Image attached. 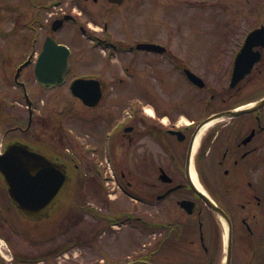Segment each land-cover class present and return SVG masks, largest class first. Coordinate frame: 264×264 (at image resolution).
<instances>
[{"label": "flooded vegetation", "instance_id": "af4514ba", "mask_svg": "<svg viewBox=\"0 0 264 264\" xmlns=\"http://www.w3.org/2000/svg\"><path fill=\"white\" fill-rule=\"evenodd\" d=\"M91 1L94 9H85ZM145 1L69 0L64 6L62 0L58 11L49 9V0L0 1L3 150L24 143L70 175L66 185L56 183L63 175L30 177V196L59 191L42 219L22 215L0 175L1 264H264V0H234V20L223 26V0L200 1L209 28L217 32L229 23L232 32L226 25L216 41L208 38L215 32L183 38L169 32L172 47L155 52L137 48L144 43ZM166 4L171 11L173 2ZM125 5L131 8L122 11ZM95 14L105 20L109 44L125 46L115 51L114 63L120 59L119 69L131 70L127 77H142L138 95L123 103L106 95L117 79L75 74V49L63 86L49 90L36 80L46 41L62 43L65 29L77 39ZM145 71L154 88L140 97ZM80 78L99 80L104 92L97 106L85 107L94 114L82 143L68 129L75 108L48 112L46 98L62 101V89ZM107 166L115 176L109 187ZM19 236L28 242L19 243Z\"/></svg>", "mask_w": 264, "mask_h": 264}, {"label": "rangeland", "instance_id": "374dc122", "mask_svg": "<svg viewBox=\"0 0 264 264\" xmlns=\"http://www.w3.org/2000/svg\"><path fill=\"white\" fill-rule=\"evenodd\" d=\"M2 1V0H0ZM18 0H3V2L8 3L9 5H11L12 3L15 5V3ZM22 2H24L25 0H21ZM44 1V0H43ZM65 2L63 3L64 6L67 4L66 2L69 0H64ZM186 6H189V3H196L199 1H203V0H182ZM211 1V0H209ZM147 2V0H146ZM178 2H180V0H178ZM224 6L220 8V10H222L223 16H224V20L222 22V26L225 23L224 21H232L234 20V0H223ZM83 4V3H82ZM92 1L90 2V4H84V8L85 9H94V6L92 5ZM181 4V3H180ZM179 4V5H180ZM3 4L0 3V6H2ZM176 7V6H175ZM191 7V6H190ZM190 7L185 8V7H180L178 9L175 10H171V11H165L162 9V5H158L156 7H154L152 4H149L147 6H144V12L147 14V17L144 19V41H160L161 43H168V47L171 46L172 47V43L174 42V40H170L167 39L165 32L167 31L166 26H164V23L168 22H172L170 24L171 31L175 30V31H180L181 33V37L183 38L184 36L186 37V33L193 32V33H207L208 35H210V32H215V30L213 28H209V26L206 25L205 23V18H201L204 13L200 12L201 11V6L196 4H193V8L190 10ZM127 8H131L130 6L125 5L122 8V11L124 9ZM79 9V8H78ZM13 10L17 11L18 7H14ZM84 10V9H83ZM119 12V11H118ZM26 12H23L24 14V20L28 19V17H26ZM94 19L96 20V22L93 25L94 28H99V31H102V27L105 20L100 17L98 14L94 15ZM204 19V20H203ZM30 20H35V16H32L31 18H29ZM203 20V21H202ZM37 21V19H36ZM101 25V26H99ZM226 25H229L226 27V30L228 32H232V30L234 29L233 24H229L227 23ZM225 25V26H226ZM220 27L219 30H217V32H215L213 35V37L208 36L209 39H213L212 41H216L218 40V38L220 39V37L225 35V31H224V27ZM65 33L64 35V40L69 42L70 44L73 45V49H75V52L77 54V58H76V72L75 74H83V73H99L102 72L105 74V79L107 81H109L111 78L113 79H117V83L115 82V84L113 85V88H108V97L111 99L112 101L113 99H115L116 97H118L116 100L118 101V99L121 97L120 102L123 103L126 101V97H133L134 95H138L137 92V85H138V80L142 79V77H138L135 75H131L127 78H123V76L125 75H130L132 72L131 70L129 72H123L120 68V59H118L115 63L114 61H108L105 59V61L103 59H101V53L102 55H104L103 52L100 53V51L98 50H94V48L91 47V42L89 40H84L81 39V35L79 34V36H77L78 39H72V36H70V34L68 33L67 29L63 30ZM185 33V35H184ZM62 34V33H61ZM60 34V35H61ZM61 37V36H60ZM63 39V37H62ZM81 39V40H79ZM180 40L178 39V42ZM205 43L204 40H202V44ZM212 42H209V44H211ZM218 43V42H217ZM80 58V59H79ZM101 61H102V65H101ZM111 62V63H109ZM114 63V64H113ZM118 66V68L116 66ZM102 69H106L105 71ZM144 70H147V68H144ZM147 71H145L143 73V79H145L147 81V84L149 86H147V84L145 83V86L141 89V94L139 93L140 97L144 96L146 97L149 94H152L153 88H154V84H153V80H151L150 78V73H146ZM168 73V72H167ZM173 76V75H172ZM103 77V74H102ZM104 78V77H103ZM126 79L125 83H121L119 82L120 79ZM171 78V77H170ZM169 78V79H170ZM175 79H177L176 77H174ZM168 79V78H167ZM33 83V82H32ZM112 85V84H111ZM132 85V87H130ZM129 87V88H128ZM151 88V90L149 88ZM183 87V86H182ZM186 90V87H183ZM128 90V91H126ZM68 92V90L66 89L65 92ZM61 93V92H60ZM53 94H48L46 95V98L49 102V104L47 103V105L50 106V108L48 109V112L51 111H59L60 107H70V108H75L76 113H72V116L76 115V120L73 121L72 123V128H75L77 130V133L79 135L84 134L85 132L87 133L91 127V122H90V117H92V115L94 113H92L91 110L85 108L83 105H79L77 103V99H75L73 96H71V94H66V93H61V100L62 101H56L53 102L52 99L50 98ZM107 101L104 106L108 105ZM46 105V104H45ZM119 106V104H117ZM103 107V104H102ZM97 113H101V111H96ZM97 123V122H96ZM92 124H94V122L92 121ZM50 128H52L53 126L50 125ZM54 129H50L49 131L51 132ZM95 171V170H94ZM132 206V205H129ZM26 241V238L23 236H19V243L24 244L23 242Z\"/></svg>", "mask_w": 264, "mask_h": 264}, {"label": "water", "instance_id": "95a60500", "mask_svg": "<svg viewBox=\"0 0 264 264\" xmlns=\"http://www.w3.org/2000/svg\"><path fill=\"white\" fill-rule=\"evenodd\" d=\"M110 1L121 2V0ZM69 55L70 52L66 47L59 46L54 41H49L46 44L37 65V77L40 82L43 84L62 83L64 76L69 69ZM73 90H75V94L81 97L87 104H93L95 101H98L101 96L98 84L92 81H78L75 83V86H73ZM28 160L37 161L38 165L28 163L27 167L26 163L23 162ZM43 161H46V163L44 166H40L39 163ZM15 162H18V164H15ZM30 165L32 169L29 167ZM53 165L54 164L49 159L32 152L25 146H11L7 153L0 157V171L11 185L12 196L21 204L22 208L28 215L33 208L31 201H35L36 198H45L46 196L35 195L30 196L31 198L28 197V189L26 185H28L30 181H26L25 177H31L35 174L36 177H41L43 175L48 177L59 176L60 171L58 172L57 170L59 168ZM31 170L38 171L34 174ZM56 183L64 185L66 179H64V181L57 180ZM32 191L34 190H30L29 192ZM37 204L40 206L41 203Z\"/></svg>", "mask_w": 264, "mask_h": 264}]
</instances>
